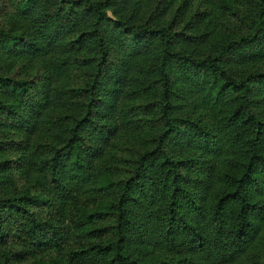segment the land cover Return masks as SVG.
<instances>
[{
  "label": "trees",
  "instance_id": "obj_1",
  "mask_svg": "<svg viewBox=\"0 0 264 264\" xmlns=\"http://www.w3.org/2000/svg\"><path fill=\"white\" fill-rule=\"evenodd\" d=\"M137 1L9 0L0 264H264V0H206L183 32Z\"/></svg>",
  "mask_w": 264,
  "mask_h": 264
},
{
  "label": "rangeland",
  "instance_id": "obj_2",
  "mask_svg": "<svg viewBox=\"0 0 264 264\" xmlns=\"http://www.w3.org/2000/svg\"><path fill=\"white\" fill-rule=\"evenodd\" d=\"M174 1L166 18L162 19L159 23L160 26H169L172 24L174 31L183 32V28L191 21L193 16L198 13L200 19L203 17L208 18L211 15L212 8L206 6V0H139L130 7L129 14L133 13L137 20L142 23H149L153 17H158L161 9ZM9 0H0V32L14 30L12 26L13 11L10 7ZM205 22V21H204ZM202 22L199 29H205V24ZM23 65V63L17 66ZM33 74H46L47 64L41 62L37 65L36 70L32 71ZM145 144L137 135H130L128 133L122 134L116 140L115 146L110 150L111 153L109 163L114 168H117V177L125 180L130 175L129 172L133 171L135 158L144 151ZM12 156H8L11 158ZM117 180V179H116ZM65 252L45 251L33 260V263H14V264H49L56 260L63 259Z\"/></svg>",
  "mask_w": 264,
  "mask_h": 264
}]
</instances>
